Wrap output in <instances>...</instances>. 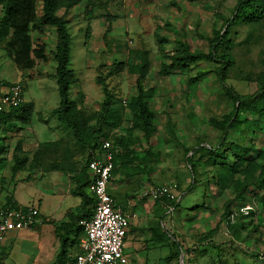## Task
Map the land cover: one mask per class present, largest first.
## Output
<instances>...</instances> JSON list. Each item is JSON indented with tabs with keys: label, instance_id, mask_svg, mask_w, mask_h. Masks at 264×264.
I'll use <instances>...</instances> for the list:
<instances>
[{
	"label": "rangeland",
	"instance_id": "374dc122",
	"mask_svg": "<svg viewBox=\"0 0 264 264\" xmlns=\"http://www.w3.org/2000/svg\"><path fill=\"white\" fill-rule=\"evenodd\" d=\"M237 2L80 0L69 11L70 67L76 77L70 93L77 106L87 112L98 111L104 98L103 87L96 77L103 76L114 61L125 60L130 50H149L145 87L149 108L154 114L149 134L130 107L136 95L134 77L125 68L105 78L114 101L101 136L114 145L115 170L111 183L119 193L112 189L109 192L117 201L125 202L129 212L136 210L134 217L143 219L141 226L131 227L132 232L140 230L136 240L140 253L133 252L131 238L123 253L136 261L128 259L117 264H140L139 256H149L151 260L147 264H264V174L255 172L248 177L235 174L230 180L219 182L212 177L213 169L203 163L202 155L213 152L222 141L226 140L225 144L230 147L248 136L244 119L256 116L240 114L238 103L226 88L240 99H257L264 92V15L254 22L230 24V37L235 45L225 84L215 75L218 62L207 58L188 59L180 47V43H185L192 51L207 52L212 28L226 24ZM40 4L41 0H37L38 12ZM106 13L117 18L110 21L111 29L103 39ZM31 37L34 44L44 45L46 59L38 60L30 71H19L2 39L0 80L20 85L25 98L34 103L26 129L28 139L44 141L70 135V129L51 110L59 103L52 55L56 41L54 27L47 25L40 32L33 30ZM238 116L242 118L240 121L236 120ZM12 131V125L0 123L1 139ZM18 139L17 136L15 140ZM260 139L264 144V129ZM58 147L42 146L44 159L49 161L59 156ZM79 147L74 165L80 169L89 149ZM167 183H175V206L168 207L162 199L156 202L148 197L152 187ZM12 184L11 180L8 184L0 181V198L7 185ZM86 191L90 193L89 186ZM67 196L73 204L74 199L78 202L79 197L72 194V189ZM153 228L161 236L167 230L175 234L176 242L174 238L162 236L158 254L148 255ZM18 232L0 248V264L53 261L59 250V240L53 231L47 239V234L39 228ZM78 238L76 235L69 253L76 251Z\"/></svg>",
	"mask_w": 264,
	"mask_h": 264
},
{
	"label": "trees",
	"instance_id": "16d2710c",
	"mask_svg": "<svg viewBox=\"0 0 264 264\" xmlns=\"http://www.w3.org/2000/svg\"><path fill=\"white\" fill-rule=\"evenodd\" d=\"M37 0H0V40H4V48L10 57L15 68L19 71H26L34 67L38 60L46 59L45 47L40 43H33L31 32H40L44 26H53L56 35L53 59L55 61L54 76L56 88L59 94V103L52 110L56 118L68 127L80 146L89 149L84 165L76 174L70 175L73 182L72 194L80 198V203L74 209H68L65 213L66 220L59 222L54 227V233L59 240V250L53 261L49 264H68L72 254L68 248L75 242V236L81 237L83 229L79 220L89 218L95 203L92 193H87L91 176L88 171V161L95 157L100 151L102 137V126L106 123L110 112L111 104L114 101L113 93L107 88L105 78L115 75L126 68L129 75L134 77L136 95L130 102L133 113L140 120L146 134L152 130V118L154 116L149 108V93L145 87V80L149 69V50L140 48L130 50L123 61H114L103 73L96 77V81L103 87L104 98L100 109L95 112H87L84 108L77 106V101L71 97L70 87L76 77L70 67L71 59V34L69 31V11L80 0H41L40 12L37 10ZM88 13V8L85 9ZM264 15V0H238L234 11L226 24L221 27H213L212 34L208 38L209 48L207 52L201 50L192 51L185 43L180 47L188 59H203L219 63L215 75L220 83L225 84L228 68L233 64L231 53L235 43L230 37V24L232 22L249 23L262 18ZM117 15L105 14L106 27L102 38L105 39L107 32L111 29L110 21L116 19ZM88 38V32L86 31ZM0 84H7V81L0 80ZM226 91L229 96L238 103L237 109L245 114H253L256 117H245L244 129L248 132L240 142L236 141L232 146L226 145V140L215 148L213 152L203 153L204 162L213 169L212 177L219 182L230 180L235 174H250L258 172L264 174V144L260 135L263 132L264 123V92L258 98L247 97L240 99L228 87ZM32 103L21 101L16 106L10 107L7 111H0V123L2 124H28L31 118ZM241 116L236 117L240 121ZM93 121V123H91ZM21 139L16 140L12 153L11 175L17 171L29 168L31 170L40 165V148L33 152L30 157L22 153ZM112 144V152L114 145ZM206 149V148H205ZM204 149V150H205ZM229 150V151H227ZM97 151V153H96ZM52 168L58 169L56 163L51 164ZM115 170V159L113 152V168L111 177ZM168 207L175 206V201L162 197ZM159 202L160 200H154ZM4 206L20 207L12 200L11 195L5 196ZM162 236L174 238L175 234L167 231ZM77 239V242L79 241ZM264 255V253H263Z\"/></svg>",
	"mask_w": 264,
	"mask_h": 264
},
{
	"label": "crops",
	"instance_id": "0c3cea01",
	"mask_svg": "<svg viewBox=\"0 0 264 264\" xmlns=\"http://www.w3.org/2000/svg\"><path fill=\"white\" fill-rule=\"evenodd\" d=\"M8 86L9 84H0V91L6 90ZM23 91L24 89H22V92ZM23 101H29L34 106L33 101L27 100L25 98L24 92H23ZM55 107L56 106H54L51 110H53ZM28 124H25L24 126H17V124H14L15 126L13 124H3L9 126L12 125L13 131L8 137L7 136L4 137V139H1L2 137H0V181L4 180L6 184H8L10 183L11 180V182H13L14 184L7 185V190H3V193L0 198L1 199L0 205L4 204L6 195H11L12 200L15 201L17 204H19L20 207H24L27 205H32L37 207L39 211L40 221L34 227L23 228L9 232L6 235L3 243L0 245V248L3 247L4 244H6L7 242L13 240V238L16 236V233L20 231L18 232V234H20L21 230L39 228V231L41 233L47 234L45 235V238L47 239L49 237L50 232L51 231L54 232L55 225H57L61 221L66 220L65 217L66 211L70 209V207L78 204L80 200V198H78V202H77V200L74 199V204H73L72 202L69 201V196H67V192H69V190L73 188V182L69 179V176L76 174L79 171V168L74 165V157H75V153L79 151L80 147L76 143L72 133L69 131L70 135L51 139V140H44V141H39L36 140L35 138L33 139L29 137V139L33 140L31 141L28 139V134L26 133ZM16 130L19 131L16 132ZM17 136L19 137V139H22V137H24L21 142V148H22V153L27 155L28 157H30L31 154L38 149V147L40 148L41 150L40 165H38L36 168H33L31 170H28L29 168L19 170L13 176L11 175V171H10L12 165V150H13L11 148L14 147L13 145L16 142L15 139L17 138ZM27 140H29V143ZM26 144L30 148H27ZM42 146H46V148L48 149L59 146L58 147V149L60 150L58 154L59 156H53L55 157V159L49 161L47 159H44L45 155ZM52 163H56L58 165V169L52 168L51 166ZM2 177L4 179H2ZM110 189H112L117 194L119 193L112 185L111 179L109 182L108 191ZM27 190L29 191L28 195H26ZM111 196L113 197L117 207H120L124 211L129 212V210H127L128 206L126 205L125 202H122V200L121 202H119L112 194ZM134 213H137V211L135 210ZM131 220L127 234L124 239L123 253H124V248L128 244L130 238L132 239L131 242H133V246H134L133 252L140 253V251L138 250L139 244L136 241L139 239L138 234L140 233V230L137 229L132 232L131 227L135 228V226H141L140 224L143 222V219H138L137 216L131 218ZM162 238L163 237L161 236L160 232H158V230L156 231L153 228V232L151 231V237H149L150 244L148 245L149 248L148 255L154 253L158 254V251H160V247L163 243L161 242ZM167 251L166 252L168 254L169 249ZM139 257H140L139 258L140 264H145V262L147 264L149 256L148 258L147 256L145 257L139 256ZM128 259H131L132 262L136 261L134 260L135 259L134 257L131 258L127 257L126 260ZM152 260L155 259L152 258Z\"/></svg>",
	"mask_w": 264,
	"mask_h": 264
},
{
	"label": "built area",
	"instance_id": "2783aa9c",
	"mask_svg": "<svg viewBox=\"0 0 264 264\" xmlns=\"http://www.w3.org/2000/svg\"><path fill=\"white\" fill-rule=\"evenodd\" d=\"M23 100L22 87L9 85L0 91V111H7ZM91 176L89 189L95 198L92 214L89 218L79 220L83 233L76 244L77 251L72 254L68 264H117L125 262L123 254L124 239L134 212L124 211L117 207L108 191L113 168L112 144L103 139L100 151L88 161ZM175 183L160 184L148 191L152 200L162 197L174 200ZM37 207H8L0 205V245L6 235L15 230L34 227L39 222Z\"/></svg>",
	"mask_w": 264,
	"mask_h": 264
}]
</instances>
